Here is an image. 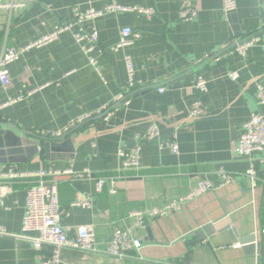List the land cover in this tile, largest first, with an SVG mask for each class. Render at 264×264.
I'll use <instances>...</instances> for the list:
<instances>
[{
	"label": "crops",
	"instance_id": "crops-1",
	"mask_svg": "<svg viewBox=\"0 0 264 264\" xmlns=\"http://www.w3.org/2000/svg\"><path fill=\"white\" fill-rule=\"evenodd\" d=\"M23 9L0 11V53L20 48L46 36L61 24L72 23L73 10H101L111 0H17ZM127 8L150 10V16L119 12L105 14L83 25L94 30L98 51L92 52L97 71L89 66L83 44H77L72 26L49 44L21 54L8 66L10 85H0V130L19 138L38 140L39 153L17 165L21 173H59V200L64 216L61 225L74 231L91 226L95 252L84 254L65 249L68 264H173L192 253L198 264H254L246 258L238 238L254 236L264 249V152L237 157L234 146L244 123L257 112L255 94L264 86V0H235V9L224 16L220 0H113ZM193 7L197 15L183 20L179 13ZM123 28L138 34L131 45L111 50ZM258 34L260 40L244 58L227 53L231 44ZM134 67L135 88L128 92L124 58ZM204 56H208L204 59ZM236 73L232 80L229 74ZM196 76L207 81L206 92L192 89ZM163 88V93L158 92ZM33 91V92H32ZM24 100L8 104L22 93ZM127 94L128 104L118 101ZM200 103L205 116L185 119ZM106 108L68 134L51 139L41 134L61 132L71 120ZM155 122L159 136L144 142L141 169L124 171L118 151L128 153L135 138ZM177 130L178 154L162 144ZM69 141V143H67ZM24 157L26 152L23 154ZM252 167L254 186L244 176ZM89 170L106 183L96 193L93 182L78 180L72 173ZM234 177L215 192L186 203L181 210L147 219L138 230L143 244L121 261L106 253L114 230L129 227L128 214L164 206L185 196L199 180L220 184L219 171ZM29 178L0 182V264H35L46 257L49 247L34 248L22 236L25 190ZM84 196L93 198L90 209L72 207ZM214 232L208 238L217 261L203 242L190 241L205 225Z\"/></svg>",
	"mask_w": 264,
	"mask_h": 264
},
{
	"label": "built area",
	"instance_id": "built-area-1",
	"mask_svg": "<svg viewBox=\"0 0 264 264\" xmlns=\"http://www.w3.org/2000/svg\"><path fill=\"white\" fill-rule=\"evenodd\" d=\"M222 2V11L224 16H227L236 7L235 0H220ZM24 4L17 0H0V11L11 13L15 10L24 8ZM119 12L138 13L146 16L151 15L150 10L143 8H127L118 5L115 1L111 0L101 10L89 9L85 12H80L77 9L73 10L72 23L61 24L54 28L52 32L46 36L41 37L36 41L29 42L20 48L8 47L0 53V85L7 88L10 85V78L8 73V66L18 60L19 56L33 48L43 47L50 42L54 41L59 35L71 31L72 26L77 27V31L72 32L73 40L82 45V51L87 56L88 64L95 71H97L96 60L91 55L92 52L98 49L97 33L92 30L86 32L83 30V25L95 20L105 14H114ZM197 15L196 8L185 7L179 16L183 20H192ZM138 38V34L133 33L129 28H123L120 32L119 41L111 48L116 52L126 46L132 44L133 40ZM260 37L258 34L248 36L241 40H237L231 44L227 53L244 58L249 48L254 46ZM208 56H204L207 59ZM125 68L127 73V89L128 92L135 88L134 81V67L130 57L124 58ZM232 80L237 79L236 73L229 74ZM192 89L202 94L207 90V81L202 76H196ZM163 88H158V92L163 93ZM33 92V91H32ZM32 92L22 93L14 99L8 101V104L20 102L29 96ZM127 94H121L116 98L118 101H123L128 104ZM255 102L257 112L251 114L250 118L244 123L242 131L234 146V154L237 157H247L252 152H264V86L258 85ZM106 108L97 110L96 112L84 114L78 118L71 120L67 127L61 132H45L41 135L56 139L68 134L72 129L78 125L89 122L96 116H103ZM207 111L200 103L194 104L188 111L187 117L184 120L185 126L190 120L205 116ZM177 130L170 135V137L162 144L172 154H178L177 145ZM159 136V129L155 122H151L146 130L138 134L135 138V144L128 153L118 151L117 156L121 159V166L124 171L138 172L141 169L140 164V150L144 142H149ZM73 178L78 180H85L93 182L94 190L96 193H101L106 183H110L111 193H114L113 182L107 181L104 178L94 177L92 172L84 170L82 172L72 173L66 171ZM60 174L55 171H38L32 174L21 173L17 165H10L6 168H0V182H11L19 178H29L30 182L25 190V206L24 215L22 219V232L23 234H35L34 237L22 236L24 241L31 242L34 248L41 249L49 247L50 252L46 257H43L35 264H68L62 259V252L65 249L80 251L84 254L95 252V239L94 232L91 226H80L71 232L68 228L61 225V219L65 215L61 208L58 192L59 180L57 179ZM220 184L213 186L205 180H199L189 192L176 200H171L161 208L151 209L146 211H133L128 214V218L132 220L129 227L120 230H114L111 238L106 245V253L108 256L116 258L121 261H129L135 259L131 256L132 253L138 252L142 248L143 241L138 235V230L143 227V223L147 219L159 218L167 215L170 212H176L182 209L187 202L198 198L204 193L215 192L219 188L233 182L234 177L231 173L220 170ZM244 176L254 186L256 175L252 167H249ZM72 207H80L83 209H90L93 206V198L91 196H84L71 203ZM4 232L0 231V235ZM235 247H240L235 245Z\"/></svg>",
	"mask_w": 264,
	"mask_h": 264
},
{
	"label": "water",
	"instance_id": "water-1",
	"mask_svg": "<svg viewBox=\"0 0 264 264\" xmlns=\"http://www.w3.org/2000/svg\"><path fill=\"white\" fill-rule=\"evenodd\" d=\"M38 146V140L19 138L9 131L0 130V165L25 163L39 153ZM25 152L27 155L24 157ZM213 232L212 226L208 224L193 232L189 238L195 244L203 242L217 261L212 245L208 240ZM238 244L246 258H253L254 264H264V249L260 243L255 242L254 236L238 238ZM191 256L192 253L183 258L181 262L173 264H198L190 261Z\"/></svg>",
	"mask_w": 264,
	"mask_h": 264
},
{
	"label": "trees",
	"instance_id": "trees-1",
	"mask_svg": "<svg viewBox=\"0 0 264 264\" xmlns=\"http://www.w3.org/2000/svg\"><path fill=\"white\" fill-rule=\"evenodd\" d=\"M62 188V185L58 184V192L60 193V190ZM60 197V196H59Z\"/></svg>",
	"mask_w": 264,
	"mask_h": 264
}]
</instances>
